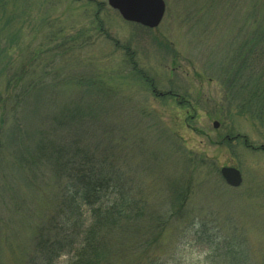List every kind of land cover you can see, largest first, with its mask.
Segmentation results:
<instances>
[{"label":"rangeland","instance_id":"1","mask_svg":"<svg viewBox=\"0 0 264 264\" xmlns=\"http://www.w3.org/2000/svg\"><path fill=\"white\" fill-rule=\"evenodd\" d=\"M164 1L161 23L149 28L124 20L107 0H0V51L8 53L0 93L25 62L20 85L42 77L61 95L58 104L80 100L94 112L87 124L115 132L112 145L145 206L117 249L123 261L141 252H182L183 264H202L206 251L191 239L194 226L206 223L224 241L219 252H245L250 264H264V126L239 114L241 103L229 97L253 85L247 79L258 59L247 66L242 55L264 22V0ZM98 2L105 33L95 21ZM180 96L193 106L187 116ZM52 106L41 108L53 112ZM96 135L89 136L99 143ZM225 165L241 170L239 186L222 178ZM37 170L42 176L13 170L0 184V264L24 263L39 221L54 206L56 175L42 165ZM157 218L164 227L155 239ZM145 233L154 241L139 247Z\"/></svg>","mask_w":264,"mask_h":264},{"label":"trees","instance_id":"2","mask_svg":"<svg viewBox=\"0 0 264 264\" xmlns=\"http://www.w3.org/2000/svg\"><path fill=\"white\" fill-rule=\"evenodd\" d=\"M98 4L97 24L102 2ZM97 29L105 33L102 24L99 23ZM251 39L242 56L247 66L254 56L258 59L256 73L247 79L248 84L253 85L250 90L245 89L244 96L229 97L241 103L239 114L256 119L264 126V22L254 27ZM256 44L262 49L251 52ZM7 56L8 53L0 51V64L8 62ZM23 66L7 80L0 93V184L5 183L8 172L13 170L24 172L27 169L35 177L42 176L37 170L41 165L49 167L57 178L54 206L39 221L23 264H183L179 256L182 252H165V256L162 252H141L132 263L122 260V253L117 249L127 242L133 222L145 216V206L139 194L129 186L131 175L123 167L126 160L118 159L121 153L117 154L112 145L115 132L104 124L99 128H93V123L87 124L86 118L92 117L94 112L86 110L80 100L72 98L70 103L58 104L63 100L61 95L42 83V77L35 76L34 81L27 79L20 85L27 71L26 67L22 70ZM0 70L5 68L0 67ZM142 75L139 78L146 81ZM236 83L237 80L232 85ZM245 87L247 83L242 89ZM11 94L13 96H9ZM176 102L187 116L193 107L189 100L180 96ZM45 105H53V112H44L41 107ZM101 129L104 135L99 137ZM88 133L97 134L95 138L100 142H94ZM28 165L32 167L28 169ZM4 193H7L6 186ZM163 225L159 219L150 230L155 239ZM194 227L192 244L206 251L200 252L202 264H250L245 252H219L223 251L224 241L211 234L206 223ZM136 236L138 238L139 234ZM153 237L149 240L146 233L143 234L138 246L154 241Z\"/></svg>","mask_w":264,"mask_h":264},{"label":"water","instance_id":"3","mask_svg":"<svg viewBox=\"0 0 264 264\" xmlns=\"http://www.w3.org/2000/svg\"><path fill=\"white\" fill-rule=\"evenodd\" d=\"M108 3L118 10L125 20L150 28H155L161 23L166 10L164 0H108ZM214 126H219L218 121L214 122ZM220 174L230 186L237 187L242 183L241 170L236 166H222Z\"/></svg>","mask_w":264,"mask_h":264}]
</instances>
